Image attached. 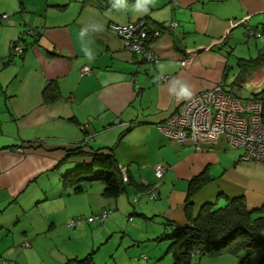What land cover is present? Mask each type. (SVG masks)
I'll list each match as a JSON object with an SVG mask.
<instances>
[{
    "label": "crops",
    "instance_id": "1",
    "mask_svg": "<svg viewBox=\"0 0 264 264\" xmlns=\"http://www.w3.org/2000/svg\"><path fill=\"white\" fill-rule=\"evenodd\" d=\"M173 1L16 0L3 9L10 14L0 21V264H21L33 250L34 223L23 229L21 216L50 198L43 185H33L56 170L60 179L69 168L91 163L95 152L112 154L127 184L117 198L100 193L88 203L90 214L114 210L95 236L119 232L137 250L145 247L141 253L150 255L148 264L166 257V243L155 240L170 232L166 224L187 223V191L199 174L205 172L209 181L191 199L193 215L204 203L224 204L236 196H243L249 208L264 204V178L258 174L263 167L239 160L231 164V150L239 148L225 136L200 134L197 141L181 144L159 129L200 91L220 85L234 94L232 85H264V65L243 73L239 65L264 47V34L249 38L242 23L260 31L264 0ZM139 19L149 31H162L150 44L155 63L124 49L109 28ZM170 19L177 22L172 29L167 28ZM26 28L35 34L24 36ZM21 37L23 53L10 55V43ZM47 87L50 101L44 97ZM155 164L166 167L161 179L154 175ZM132 199H137L131 204L138 218L120 226L126 207L119 206ZM82 231L87 235L84 226L76 236ZM98 239L92 238L93 244Z\"/></svg>",
    "mask_w": 264,
    "mask_h": 264
},
{
    "label": "rangeland",
    "instance_id": "2",
    "mask_svg": "<svg viewBox=\"0 0 264 264\" xmlns=\"http://www.w3.org/2000/svg\"><path fill=\"white\" fill-rule=\"evenodd\" d=\"M16 0H2L0 1V15L3 14V9L7 8L15 3ZM10 14L8 12H5ZM12 15V14H11ZM6 20V19H4ZM1 20V21H4ZM263 41H260L262 45ZM251 55H254L253 52ZM234 81V79H233ZM234 87V96L240 98L243 103L250 99L254 93H257L264 89L262 87H254L251 84L243 83L240 85H232ZM242 154L241 150H231V153L228 157L230 163L232 161L240 160ZM245 164V162H243ZM258 164V163H254ZM64 166V165H62ZM61 166V167H62ZM256 166H261L259 170V175L264 178V165L258 164ZM60 167V168H61ZM75 169V166L66 170L59 177L56 176V172L49 174L43 184L33 185L40 186L43 185L45 194L50 197L49 200H43L38 202L33 207H29L26 213H22L21 216V227L24 229L25 226L33 227V223L36 229V233H33L34 240L32 241V252L28 257H21V264H76V261L71 260L72 258L79 257L78 259L85 258L88 253H92V263L93 264H148L150 261V255L148 253L142 252L141 250L145 249L142 245L137 250V246L134 247L132 243L126 238L123 239L122 235L119 232L109 233L110 237L107 238L106 233H101V239H98L95 236V231H100L101 227L109 224V217L105 222L101 223L99 220L94 219L91 222H87V218L97 215L90 214L88 212V203L93 202L97 198H100L99 194L103 190V184L99 180L95 181H81L78 184L80 187L79 192H74L71 185H63V175L66 172H70ZM213 172L219 171V169L212 170ZM214 184V183H213ZM71 192V193H70ZM28 193V192H27ZM90 194V195H89ZM124 198V196H123ZM218 199V197L216 198ZM215 199V200H216ZM121 199L119 200L120 203ZM134 200L129 202L124 201V205H120L121 210L123 206L126 207V212L122 213L121 219L118 224H127L131 221L136 220L138 217L132 214V204ZM96 204V203H95ZM217 206H223V202L220 201ZM65 206V207H64ZM100 213V212H99ZM98 213V214H99ZM114 213V212H113ZM116 213V212H115ZM118 217L120 216L119 212L117 213ZM129 215V216H128ZM81 217L84 219L83 223L77 224L74 227H68L67 223L70 219H76ZM103 225V226H102ZM87 228V235H84L83 231L79 236H76L75 232L82 230L83 227ZM264 233V232H263ZM165 235V234H163ZM23 240L25 234L22 233ZM94 240H99V242H92ZM27 239V236L26 238ZM107 241V242H105ZM29 242V241H28ZM34 242V244H33ZM102 242V244H100ZM165 242L164 254L166 257L160 258L157 261H154L152 264H172L171 254H167V242L166 240L160 241V244ZM87 247L83 249V246ZM29 246L26 247H30ZM126 246H129L126 248ZM160 245L159 247H161ZM30 248L29 250H31ZM23 250H25L23 248ZM138 254V255H137ZM131 256V257H130ZM243 254L238 256L222 254L219 256H210V255H195L192 260V264H240V258ZM170 262V263H169Z\"/></svg>",
    "mask_w": 264,
    "mask_h": 264
},
{
    "label": "trees",
    "instance_id": "3",
    "mask_svg": "<svg viewBox=\"0 0 264 264\" xmlns=\"http://www.w3.org/2000/svg\"><path fill=\"white\" fill-rule=\"evenodd\" d=\"M260 31L263 35L262 27ZM239 65L241 73L246 68L264 65V47L258 57L244 60ZM48 88L44 89L46 101L53 99L48 96ZM261 92L264 93V89ZM68 155L73 154L69 152ZM90 160L91 163L66 172L62 177L63 185H71L74 192H79L80 187L72 184L99 180L103 184L101 194L105 198L114 199L126 192L127 184L122 180L112 154L95 152L90 154ZM208 181L205 172L190 181L186 201L187 223L181 226L166 224L172 228L170 232L155 240L167 241L166 252L171 254L172 264H192L197 254L219 256L225 253L243 254L240 264H264V204L249 208L243 196H236L227 198L223 206H217L216 202L204 203L193 215L191 199ZM71 260L76 264H93L91 254L80 260Z\"/></svg>",
    "mask_w": 264,
    "mask_h": 264
},
{
    "label": "built area",
    "instance_id": "4",
    "mask_svg": "<svg viewBox=\"0 0 264 264\" xmlns=\"http://www.w3.org/2000/svg\"><path fill=\"white\" fill-rule=\"evenodd\" d=\"M173 2L176 4L175 0ZM7 18V14L0 15V21ZM242 23L249 38L262 34L261 31L252 30L246 21L242 20ZM176 25L177 22L170 19L167 28L172 29ZM109 28L121 38L124 49L132 54H140L147 62H157L158 58L150 44L161 34V30L149 31L143 19L127 24L112 23L109 24ZM262 29L264 30V15ZM33 34L34 29H24V36ZM22 39L23 37L10 43V55L17 56L23 53ZM88 71V67L84 68L81 75ZM167 78L168 76H162L161 80ZM159 129L167 138L181 144L189 139L197 141L200 134L209 137L223 135L232 147L241 149L240 162L264 165V94H258L243 103L241 99L224 92L222 87L217 85L191 95L159 126ZM196 149L199 147L196 146ZM153 170L155 177L161 179L166 167L155 164ZM149 198L155 199L156 196L150 192ZM113 212L114 210L105 209L94 218L89 217L86 220L91 222L97 219L103 223ZM83 222L84 219L78 217L70 219L67 225L74 227ZM25 245L29 246V242Z\"/></svg>",
    "mask_w": 264,
    "mask_h": 264
},
{
    "label": "bare ground",
    "instance_id": "5",
    "mask_svg": "<svg viewBox=\"0 0 264 264\" xmlns=\"http://www.w3.org/2000/svg\"><path fill=\"white\" fill-rule=\"evenodd\" d=\"M155 54V53H154ZM158 60V59H157ZM147 62V61H146ZM151 63H153V62H151ZM155 63V62H154ZM260 82V81H259ZM261 83V82H260ZM217 86V85H216ZM222 87V86H221ZM223 90V89H222ZM224 91V90H223ZM224 92H226V91H224ZM226 93H228V92H226ZM228 94H231V93H228ZM257 95L258 94H264V93H262L261 91H259L258 93H256ZM231 95H233V94H231ZM254 95L255 94H253L252 96H251V98L250 99H253L254 98ZM234 96V95H233ZM236 97V96H235ZM256 97V96H255ZM238 98V97H237ZM240 99V98H239ZM250 99H247V100H250Z\"/></svg>",
    "mask_w": 264,
    "mask_h": 264
},
{
    "label": "clouds",
    "instance_id": "6",
    "mask_svg": "<svg viewBox=\"0 0 264 264\" xmlns=\"http://www.w3.org/2000/svg\"><path fill=\"white\" fill-rule=\"evenodd\" d=\"M185 94H188V95H190V93H187V91H185Z\"/></svg>",
    "mask_w": 264,
    "mask_h": 264
}]
</instances>
